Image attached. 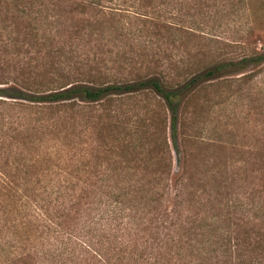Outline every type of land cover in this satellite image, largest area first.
I'll return each instance as SVG.
<instances>
[{
	"label": "trees",
	"instance_id": "16d2710c",
	"mask_svg": "<svg viewBox=\"0 0 264 264\" xmlns=\"http://www.w3.org/2000/svg\"><path fill=\"white\" fill-rule=\"evenodd\" d=\"M0 231L2 264H264V0H0Z\"/></svg>",
	"mask_w": 264,
	"mask_h": 264
},
{
	"label": "rangeland",
	"instance_id": "374dc122",
	"mask_svg": "<svg viewBox=\"0 0 264 264\" xmlns=\"http://www.w3.org/2000/svg\"><path fill=\"white\" fill-rule=\"evenodd\" d=\"M177 7L178 8H180V6H178L177 5ZM171 9V12L168 14V15H171V14H175L177 11H176V8H175V6L173 7V8H170ZM167 15V16H168ZM205 31H209V26H206L205 28H203ZM230 31V29L227 27V26H224L223 28H221L220 30H219V33H228ZM224 36V35H223ZM225 37H231V36H225ZM196 42V45L198 44V40L195 38L194 40H192V44L193 43H195ZM232 45V44H231ZM219 47H221V45H218ZM198 47H200V48H204V46H202V45H198ZM205 49V48H204ZM206 50V49H205ZM235 51V53L238 51V48L236 47V46H234V47H232V46H226V48H224V51ZM207 51V50H206ZM232 89H233V91H228L227 93H225L224 95H226V94H230V96L228 97L227 96V101H229L230 100V98L232 99V97L234 98V93H236V89H237V87L236 86H232L231 87ZM229 98V99H228ZM254 98H255V100H256V102H255V105H256V109L258 108V106H259V101H260V93L259 92H257V93H254ZM225 98L224 97H222V96H220V97H218V99L216 98V100H214V101H222V100H224ZM225 111V110H224ZM241 113H240V117L238 118V120H237V123H236V125H237V127H238V131L240 132V133H242V134H245V135H248L249 133H250V125L248 124V116H247V108H246V106H244V107H242L241 108ZM219 114H222L221 113V110H219ZM236 130V129H235ZM237 131V130H236ZM238 139H240V137H238ZM243 140H247V138H243ZM102 150V149H101ZM65 157H68L67 155H65ZM111 154L110 153H108V152H103V151H101V153L99 154V158L102 160V165H101V168H100V173L101 174H107V173H110L111 171L107 168V166L109 165V161H110V159H111ZM86 159H89V160H91L92 159V155H89V153L87 154V156H86V158L84 159V160H86ZM51 161H53V162H51L53 165L56 163V164H61L62 166H58V165H56V166H53L51 169H50V171L53 173V177H55L56 175H63V174H65L64 173V171L66 170V172L67 173H70L71 172V167H70V165H69V160H67V163H66V160L64 161H61V162H57L55 159H52ZM66 165V166H65ZM66 167V168H61V167ZM254 166H258V165H254ZM43 167H44V165L42 166V168H41V170L43 169ZM51 167V166H50ZM49 175H51V173L49 174ZM6 235H5V233L4 232H2V231H0V237H5ZM23 247H26V251H24V253H29L30 252V250L31 251H33L34 250V248L32 247V246H30V244H24V245H22L21 247H19V251H22V249H23ZM31 248V249H30ZM27 251H29V252H27ZM31 254V253H30ZM34 253H32V255H33ZM31 258V257H30ZM34 259L35 258H32V259H29V257L28 256H26L22 261H20V262H18V263H16V264H34ZM0 264H2L1 263V260H0ZM9 264H12V263H9Z\"/></svg>",
	"mask_w": 264,
	"mask_h": 264
}]
</instances>
